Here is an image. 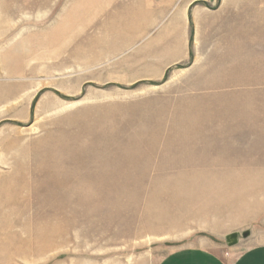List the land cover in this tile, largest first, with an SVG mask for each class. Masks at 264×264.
<instances>
[{"label":"rangeland","instance_id":"1","mask_svg":"<svg viewBox=\"0 0 264 264\" xmlns=\"http://www.w3.org/2000/svg\"><path fill=\"white\" fill-rule=\"evenodd\" d=\"M144 2L0 0V264L264 241V167L209 164V127L221 144L246 135L198 118L215 104L187 85L189 61L156 69L166 22L138 30ZM222 74L224 92L264 91Z\"/></svg>","mask_w":264,"mask_h":264},{"label":"crops","instance_id":"2","mask_svg":"<svg viewBox=\"0 0 264 264\" xmlns=\"http://www.w3.org/2000/svg\"><path fill=\"white\" fill-rule=\"evenodd\" d=\"M201 1L145 0L141 9L135 10L136 28L147 31L151 24L166 22L158 32V40L151 41V46L158 48H155L159 54L156 69L189 61L185 71L192 74L187 85L197 89L198 95L209 97L201 102L215 104L199 109L198 118L215 120V124L226 118L236 135L239 130L245 133V140L236 137L221 144L223 128L209 127L206 132L215 135L208 139L209 150H220V155L209 156L214 160L209 164L264 167V91L237 88L264 86V0H216L214 7ZM223 71L234 72L228 77L240 79L235 81L237 89L220 90L231 86L230 78H223ZM256 71L262 73L256 75ZM178 101L196 100L179 98ZM221 148L227 153L221 154ZM256 181L264 182V178ZM236 245L224 252L201 243H188L167 248L162 255H158L159 246H156L135 254L132 259L117 252L105 264H264V241L251 239Z\"/></svg>","mask_w":264,"mask_h":264},{"label":"water","instance_id":"3","mask_svg":"<svg viewBox=\"0 0 264 264\" xmlns=\"http://www.w3.org/2000/svg\"><path fill=\"white\" fill-rule=\"evenodd\" d=\"M247 235H248V232H243L242 233L243 237H246ZM237 238H238L237 233L230 234L229 236L226 237L227 244L229 246H232V245L236 244L237 243Z\"/></svg>","mask_w":264,"mask_h":264},{"label":"bare ground","instance_id":"4","mask_svg":"<svg viewBox=\"0 0 264 264\" xmlns=\"http://www.w3.org/2000/svg\"><path fill=\"white\" fill-rule=\"evenodd\" d=\"M114 21V20H113ZM115 22V21H114ZM131 23V22H130ZM116 25V24H115ZM119 26L121 27V24H119ZM114 27V26H113ZM125 27V26H124ZM126 27H128V26H126ZM114 32V31H113ZM121 32H122V30L120 29V31H119V33L121 34ZM112 34V33H111ZM5 227H6V225H5ZM3 229H4V227H3ZM11 229V228H10Z\"/></svg>","mask_w":264,"mask_h":264}]
</instances>
